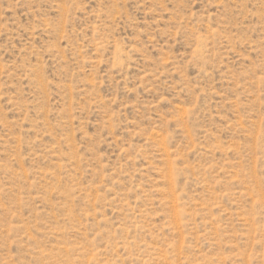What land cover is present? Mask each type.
Instances as JSON below:
<instances>
[{
	"label": "rangeland",
	"instance_id": "1",
	"mask_svg": "<svg viewBox=\"0 0 264 264\" xmlns=\"http://www.w3.org/2000/svg\"><path fill=\"white\" fill-rule=\"evenodd\" d=\"M0 264H264V0H0Z\"/></svg>",
	"mask_w": 264,
	"mask_h": 264
}]
</instances>
